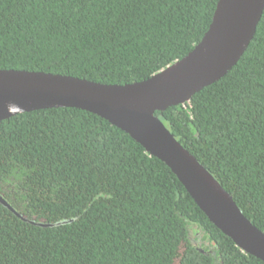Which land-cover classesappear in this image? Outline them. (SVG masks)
Masks as SVG:
<instances>
[{
	"label": "trees",
	"instance_id": "trees-1",
	"mask_svg": "<svg viewBox=\"0 0 264 264\" xmlns=\"http://www.w3.org/2000/svg\"><path fill=\"white\" fill-rule=\"evenodd\" d=\"M218 1L0 0V69L141 81L201 41ZM156 114L264 231V11L231 70ZM0 194L28 219L0 202V264H264L165 162L82 108L0 121Z\"/></svg>",
	"mask_w": 264,
	"mask_h": 264
},
{
	"label": "water",
	"instance_id": "water-1",
	"mask_svg": "<svg viewBox=\"0 0 264 264\" xmlns=\"http://www.w3.org/2000/svg\"><path fill=\"white\" fill-rule=\"evenodd\" d=\"M263 11L264 0H219L207 32L187 55L132 83L0 69V121L52 107H77L100 115L165 162L209 220L242 251L264 261V231L156 114L190 101L196 92L231 70L253 40ZM0 202L28 220L1 194Z\"/></svg>",
	"mask_w": 264,
	"mask_h": 264
}]
</instances>
